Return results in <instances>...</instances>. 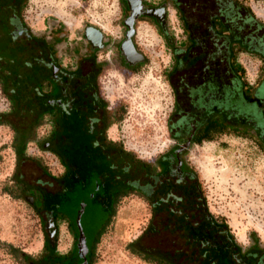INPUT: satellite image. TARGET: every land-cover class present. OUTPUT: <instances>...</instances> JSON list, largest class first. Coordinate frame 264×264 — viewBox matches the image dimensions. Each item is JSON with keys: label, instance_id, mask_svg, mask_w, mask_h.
Instances as JSON below:
<instances>
[{"label": "rangeland", "instance_id": "rangeland-1", "mask_svg": "<svg viewBox=\"0 0 264 264\" xmlns=\"http://www.w3.org/2000/svg\"><path fill=\"white\" fill-rule=\"evenodd\" d=\"M243 2L264 23V0ZM21 14L34 35L51 41L60 34L53 46L62 54V63L72 54L84 53L81 31L85 26L98 29L106 44L97 52L102 66L97 83L107 105L115 110L108 134L146 162L177 145L179 140L170 135L168 126L174 121V95L167 74L173 66V49L186 41L177 11L168 0H24ZM237 59L254 86L262 74L261 61L243 52ZM5 107L0 92V112ZM42 127L26 144V159L18 165L11 130L0 125V264H28L21 253L37 258L45 248L43 218L18 195L12 179L14 172L28 180L42 177L31 160L50 175L59 174L56 158L36 143L44 133ZM185 160L197 174L208 211L224 218L242 247L248 246L252 236L263 244L264 153L257 142L231 132L216 134L212 140L187 146ZM89 216L83 229L90 264H152L125 248L150 216V207L140 195L129 193L118 201L95 244L97 221L91 212ZM54 244L58 253L74 246L62 220ZM11 247L18 253H12Z\"/></svg>", "mask_w": 264, "mask_h": 264}, {"label": "trees", "instance_id": "trees-1", "mask_svg": "<svg viewBox=\"0 0 264 264\" xmlns=\"http://www.w3.org/2000/svg\"><path fill=\"white\" fill-rule=\"evenodd\" d=\"M13 1L19 8L24 3ZM168 1L177 11L186 41L173 49V66L167 74L174 95L170 135L183 139L192 122L193 144L231 132L253 138L264 153V90H260L264 87V23L243 0ZM1 24L0 18V91L8 99L9 109L0 115L13 120L0 119V123H10L14 131L17 164L26 159L25 143L33 138L34 127L44 113H51L53 128L47 137V149L66 167L60 189H38L25 183L19 172L12 174L14 186L18 195L27 193L34 197L33 208H51L55 217H70L74 225V214L69 210L79 196L76 186L93 166L90 151L84 149L89 137L84 134L82 115L61 119L44 98H35L31 90L43 81L50 82L45 96L58 93L57 85L49 80L48 70L34 56L44 51V42L36 36L13 42L7 27ZM241 52L256 55L263 66L252 87L237 59ZM25 118L28 123L22 127L19 120ZM171 154L166 158L157 156L155 164H138L137 169H142L139 177L148 183H140L137 193L148 203L150 216L140 234L128 241L125 248L152 264H264V243L260 247L258 243L242 247L224 218L208 211L196 172L193 170V179H188L180 175V166L177 173L172 171L171 165L176 164ZM126 158L128 164L134 163L129 154ZM31 161L39 166L42 175L56 181L43 165ZM75 162H79L77 172ZM135 173L133 166L128 178ZM131 192L133 188L128 183L127 193ZM114 211L112 207L106 218L98 215L102 227ZM103 230H96L94 244ZM43 245H48L45 239ZM48 247L52 254L55 246ZM10 249L18 253L15 247ZM20 255L27 257L25 253ZM74 255L77 256L76 251ZM88 262L91 263L90 258Z\"/></svg>", "mask_w": 264, "mask_h": 264}, {"label": "flooded vegetation", "instance_id": "flooded-vegetation-1", "mask_svg": "<svg viewBox=\"0 0 264 264\" xmlns=\"http://www.w3.org/2000/svg\"><path fill=\"white\" fill-rule=\"evenodd\" d=\"M0 11V18L3 21V24L1 25L7 27L8 37L11 41H25L32 36L42 38L45 49L39 53L36 52L34 56L42 63L44 68L48 70L50 77L49 80L57 85L58 93L54 96H45L50 90V82L47 81H43L40 86L33 87L31 91L35 98H44L49 107L56 109V112H58L61 119L68 118L72 114L82 115V124L85 131L84 134L86 133L89 137L88 141L85 143L84 149L90 151V163L93 165L89 169L91 170L90 174H88L87 177H82L76 186L79 196L75 205L69 210L70 213L74 214V225L71 223L72 220L70 217H55L54 214H56V212L51 208H34L39 214L40 219L43 218L44 239L48 245L45 246L40 256L31 259L26 257L25 261L28 264L29 262L34 264H90L88 260L91 251L86 245V237L83 229V224L89 222V213L91 212L92 216H94L97 221L96 230L100 227L101 229H104L110 219L107 221L106 225L102 227V222L98 215L103 214L106 218L111 212L112 207H114V210L116 209L118 201L129 194L127 193L128 183H130L133 192L136 194H138V191L140 192V188H138L140 183H148V181L142 180V176L139 177L138 175V172H142V169H137L138 164L141 166V163L146 161L136 158L135 155L126 149L121 142L111 138L108 134V128L113 122L112 120L115 110L107 105L97 83L98 74L102 67L97 61V52L105 47V38L98 31L94 30V27L85 26L81 31V38L85 45L84 53L77 57L72 54L73 57L71 55L68 56V61L62 63L60 61L62 54H58L53 46L54 39H59L60 37L59 33H56L55 38H51V41L46 40L42 36L34 35L29 25L22 18L21 8H19V5L13 0H0ZM91 30L96 32L97 36H94L93 34L91 35ZM4 98L6 101V107L4 110H1L0 113L6 112L9 109V101L5 96ZM0 119L6 120L11 119V117L0 115ZM11 120H13V118ZM27 123V118L19 120V124L20 126L22 125V127H25ZM9 124L10 123H0V125H6L11 130V146L14 152V131ZM41 126L44 128V133L39 140H36V143L43 150H47L56 158L61 166V170L59 174L55 175L57 179L54 181L49 177L42 175L39 166L35 165L42 177H38L35 180H28L21 175V178L25 183L35 186L38 189H60L63 186L61 177L66 167L57 155L47 149V137L53 128L51 113H44L42 115L39 123L34 127L33 138H30L25 143V146L28 142L34 140L36 129ZM185 132L187 134L184 135L183 139L177 138L179 141L175 147L170 148L161 155H164L166 158L169 156L170 152H172L171 156L174 164H176V166L171 165V169H173L172 171L177 173L176 168L180 166V175L188 179H193L194 171L185 160V150L187 146L193 144L191 140L192 134L195 132V125L190 122V125L187 126ZM78 145L82 144L78 143ZM127 154L131 156L134 163L128 164L126 161ZM156 158L152 162H146V164H155ZM78 163L79 162H75V172L78 170ZM133 166L136 173L128 178V173ZM77 177L79 179V175ZM113 188L115 189V195H113L114 193L112 194ZM149 191L150 189H148V192ZM21 198L26 200L32 207L34 197L31 194L22 193ZM77 215H79V225L86 246L83 257L78 254L77 249L79 234L78 226L76 224ZM61 220L65 222L67 229L71 231L74 246L70 248L69 252L65 253H58L54 247L51 254V250L48 246H55L54 242L57 233V224ZM45 222L47 227H45ZM96 230L94 231L96 232ZM254 243L258 242L256 238L252 236V240L248 246L254 245ZM261 245L262 244L258 243L259 247ZM74 251L77 252V256L74 255Z\"/></svg>", "mask_w": 264, "mask_h": 264}, {"label": "water", "instance_id": "water-1", "mask_svg": "<svg viewBox=\"0 0 264 264\" xmlns=\"http://www.w3.org/2000/svg\"><path fill=\"white\" fill-rule=\"evenodd\" d=\"M94 30L98 31L101 34V32L98 29L94 28ZM78 217H79V215H77V217H76V224H77L78 230H79L78 240H77V249H78V254L81 257H83L84 253H85V250H86V246H85L83 234L81 232V228H80V225H79ZM45 227H47V224H45ZM29 264H34V263L29 262Z\"/></svg>", "mask_w": 264, "mask_h": 264}, {"label": "bare ground", "instance_id": "bare-ground-1", "mask_svg": "<svg viewBox=\"0 0 264 264\" xmlns=\"http://www.w3.org/2000/svg\"><path fill=\"white\" fill-rule=\"evenodd\" d=\"M91 31H90L91 35L93 34L94 36H97V33L96 32H93V31L91 32Z\"/></svg>", "mask_w": 264, "mask_h": 264}]
</instances>
